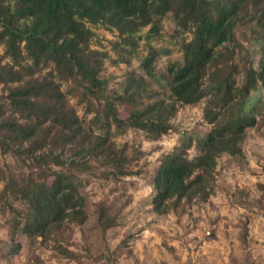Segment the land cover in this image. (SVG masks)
I'll return each instance as SVG.
<instances>
[{
    "label": "trees",
    "instance_id": "1",
    "mask_svg": "<svg viewBox=\"0 0 264 264\" xmlns=\"http://www.w3.org/2000/svg\"><path fill=\"white\" fill-rule=\"evenodd\" d=\"M181 1L0 0V86L13 109L10 113L0 103V126L7 127L0 129V149L40 160L49 157L60 166L51 170L52 181L42 173L35 188L25 191L30 210L20 215L24 233L46 239L63 234L69 220L83 222L87 199L81 173L98 165L115 178L140 173L132 167L136 156L113 136L132 127L157 138L172 127L170 118L179 103L206 99L207 118L226 117L217 122L218 130L196 140L200 153L194 158L187 153L193 137L163 155L153 177V212H185L187 203L207 201L214 192L211 179L217 158L224 153L244 156L242 130L255 124L246 106L264 75V0H193L181 11L178 22L193 32L196 52L186 51L169 65L170 100H145L146 78L134 73L122 93L107 91L108 79L101 72L108 52L90 46L94 31L87 22L115 28L136 50L137 31L150 24L158 33L163 16ZM242 26L256 30L263 45L259 69L249 60L239 80L233 57ZM3 57L10 61L3 62ZM142 63L148 75H155L152 55ZM70 97L85 112L95 111L92 120L99 131L87 125ZM121 104L128 106L125 118L120 116ZM16 183L11 178L2 191L6 194ZM98 221L104 230L115 225L105 208ZM241 235L247 241V228Z\"/></svg>",
    "mask_w": 264,
    "mask_h": 264
},
{
    "label": "rangeland",
    "instance_id": "2",
    "mask_svg": "<svg viewBox=\"0 0 264 264\" xmlns=\"http://www.w3.org/2000/svg\"><path fill=\"white\" fill-rule=\"evenodd\" d=\"M192 3L182 0L163 16L158 33L150 24L141 27L135 35L136 50H131L115 28L87 22L94 31L90 46L108 52L101 75L108 79L109 93H122L129 74L134 73L146 78L145 100L172 98L169 65L181 60L186 51L196 52L193 32L178 22L181 11ZM236 35L239 44L233 62L240 68L236 76L241 80L249 60L259 69L263 43L260 34L246 26ZM3 54L4 45L0 44V59ZM147 55L153 57V76L145 72L142 63ZM2 61L10 60L3 57ZM260 84L246 106L255 124L242 130L244 156L220 155L212 172L214 192L207 201L187 203L185 212H153V177L163 155L184 139L193 137L187 153L194 158L200 153L196 140L219 129L217 122L226 115L214 121L207 118L206 99L196 104L179 103L170 118L172 127L157 138L132 127L115 134L114 141L136 156L132 167L141 172L115 178L107 176L101 165L83 171L87 218L83 222L69 220L63 234L46 239L24 233L20 215L30 210L25 191L35 188L42 173L52 181L51 170L60 166L49 157L40 160L0 149V264H264V75ZM62 87L67 89L68 83ZM0 93V103L13 112L3 85ZM70 102L87 125L99 131L92 120L95 111L85 112L74 98ZM127 112L128 106L121 104L120 116L125 118ZM223 127L222 123L221 131ZM11 178L18 186L5 194L2 190ZM102 208L115 218V225L106 230L98 221ZM244 228L247 241L241 235Z\"/></svg>",
    "mask_w": 264,
    "mask_h": 264
}]
</instances>
